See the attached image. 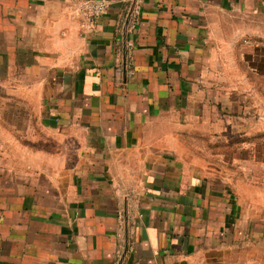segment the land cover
<instances>
[{
	"label": "crops",
	"instance_id": "1",
	"mask_svg": "<svg viewBox=\"0 0 264 264\" xmlns=\"http://www.w3.org/2000/svg\"><path fill=\"white\" fill-rule=\"evenodd\" d=\"M87 1L0 0V264H264V0Z\"/></svg>",
	"mask_w": 264,
	"mask_h": 264
},
{
	"label": "rangeland",
	"instance_id": "2",
	"mask_svg": "<svg viewBox=\"0 0 264 264\" xmlns=\"http://www.w3.org/2000/svg\"><path fill=\"white\" fill-rule=\"evenodd\" d=\"M241 22V19H234V27H240ZM251 78L253 79V76ZM254 82L255 84H251V87L255 88V98H257V87L260 81L254 78ZM260 87H263V85L261 84ZM250 102L251 106L248 110L253 112L250 114V119L246 120L247 117H245L246 119L240 118L237 121V117H235L234 133L232 134V138H228L233 139V142L227 148L224 146L225 141H223L224 144L219 145L218 157L222 158V160L219 159V165L222 168H226L228 166L226 163L227 157L231 164L234 163L237 170L240 168L241 171V169L244 170L249 167L251 171L249 179L239 178L237 181L234 179V182L237 185L239 184L240 187L248 185L251 187H264V173L258 176V172L264 169V130H260L264 122V100L260 97L259 99L250 100ZM242 124L249 125L247 128H243ZM221 139H225V137H218V141H221ZM247 162H251V164L246 165ZM259 248V251H264V245L263 247L261 245Z\"/></svg>",
	"mask_w": 264,
	"mask_h": 264
},
{
	"label": "built area",
	"instance_id": "3",
	"mask_svg": "<svg viewBox=\"0 0 264 264\" xmlns=\"http://www.w3.org/2000/svg\"><path fill=\"white\" fill-rule=\"evenodd\" d=\"M131 3V11L138 14L142 0H129ZM109 0H90L86 3L85 17L92 23L99 16L107 14L110 11Z\"/></svg>",
	"mask_w": 264,
	"mask_h": 264
}]
</instances>
